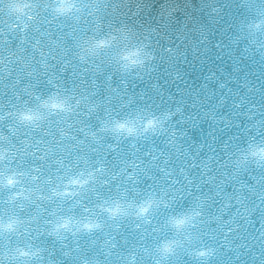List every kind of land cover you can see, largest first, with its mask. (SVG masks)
Returning <instances> with one entry per match:
<instances>
[{
  "label": "clouds",
  "instance_id": "1",
  "mask_svg": "<svg viewBox=\"0 0 264 264\" xmlns=\"http://www.w3.org/2000/svg\"><path fill=\"white\" fill-rule=\"evenodd\" d=\"M133 4L0 0V264H264V80L225 82L209 68L179 99L153 106L141 93L137 103L129 81L152 80L163 66L181 82L185 49L207 57L211 41L201 25L196 40L180 29L172 47L161 29L179 5L161 4L152 26L129 22ZM200 11L213 27L228 16L214 47L235 61L234 73L245 61L264 66V0H201ZM201 105V120L240 129L204 156L203 144L192 155L181 143L191 140L185 109ZM225 106L246 123L218 115ZM158 139L171 150L160 154L159 179L157 157L144 168L107 161L120 145L139 152Z\"/></svg>",
  "mask_w": 264,
  "mask_h": 264
},
{
  "label": "water",
  "instance_id": "2",
  "mask_svg": "<svg viewBox=\"0 0 264 264\" xmlns=\"http://www.w3.org/2000/svg\"><path fill=\"white\" fill-rule=\"evenodd\" d=\"M200 2L201 0H134V4L130 6L131 11L127 12V16L131 17L129 20L130 23L156 26L157 22L161 20V4L166 3L172 6L179 5L178 11H176L173 16L175 23L171 24V26L166 29H161L165 32L166 37H171L173 41L171 44L172 47H175L176 44L180 43V41L176 39V36L180 34V29H183V33L190 39L196 40L195 32L201 25L206 26L210 30L209 40L211 41V51L208 53L207 57H202L199 51L193 53L192 46L188 45L187 39L184 40V44L180 45L182 49L185 48V45H188L185 49L186 58H183V63H177V68H179V70L183 73V80L181 82L173 83L171 77L168 75V72L165 71V67L163 66L161 67L159 73L153 76L152 80L129 81L128 93L137 97V103H140L138 94L141 93L146 94V101H148V103H153V106H155V102L167 101L169 97L179 99L180 92L185 90L193 91L195 88L199 87L204 74L209 70V68H211L212 71H216V74L217 76H220L221 81L225 82L231 79H235L239 82L246 73L248 78L256 84H260L261 80H264V66L255 61L243 62L242 65H239L242 70L234 73L233 68L238 66L235 61L230 58L226 52L221 54L214 47L216 43L224 38L221 35L220 30L229 23L228 16H225L220 24L215 27L208 25L207 17L203 11H200ZM221 2H223V0H221ZM236 3L238 4L239 0H236ZM137 4L140 5L139 10L136 8ZM133 11H138V15L133 17ZM225 11L231 12L233 18L240 15V10L236 8L226 9ZM226 35L227 33H224V36ZM53 39H55V36H53ZM9 40H13V38L9 36ZM16 42V40H13L12 48L16 47ZM161 44L168 46L165 44L164 40L161 41ZM221 55L222 58H218L221 57ZM202 59H207L208 62L206 64H202ZM168 71H171V69ZM221 72H223V75H221ZM67 79L68 76L66 75L65 80ZM153 82H156L157 87L164 93L163 96H160L158 93L153 91ZM76 83H79V80H77ZM90 85L91 81L88 80V82L83 84L82 87L89 88ZM0 87L3 86L0 85ZM103 87V84H101V95H103ZM113 87H117L122 90L119 81L115 78L113 79ZM212 87L215 88L216 86L212 85ZM228 87L232 88L233 92H243V89H239L237 84L229 83ZM226 91L227 89L221 90L220 95H224ZM5 98L7 99V97ZM187 98L191 101V97ZM203 107L205 106L201 105L197 108L185 109L186 115L191 116L192 119L189 121L191 127L185 125L183 128L188 131V136L191 140L186 138L181 141V143L184 148H188L192 155H195L193 149L200 144L204 145V150L200 153L201 156H204L207 152L211 151L209 148L210 144L213 147L218 148L219 145L223 144L224 140H226L229 136L240 134L239 128H224L223 124L216 126L212 125L208 120H201V108ZM218 115H227L230 118H233L234 122L235 120H239L241 126L246 123V120L240 116L231 117L229 106H225V108L221 109ZM89 123H91V121H89ZM221 129H223V131H221ZM191 141H194L195 143L192 145V148H189ZM137 147L139 148V152H135L134 149H130L127 143L120 145L115 152L107 153L108 163L116 169H119L122 162H131L132 160H136L138 163L143 161V163H140L139 166L144 168L153 157H157V166L153 167L151 172L157 177V179H159L163 175V173L159 170V165L163 163V157L160 154H169L171 151L165 146V141L163 139H158L151 143L138 144ZM182 150L183 149H181V151ZM144 153H149V155L145 156ZM169 165L177 168V171L179 170L177 163L175 162V157H173V160L169 161ZM145 170L148 171L147 168ZM245 179H247V177ZM249 183H251V181H249ZM125 237L129 240V243L134 242L131 233L125 231ZM89 255H91V253H89ZM222 264H229V258L223 257Z\"/></svg>",
  "mask_w": 264,
  "mask_h": 264
}]
</instances>
